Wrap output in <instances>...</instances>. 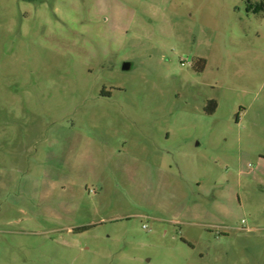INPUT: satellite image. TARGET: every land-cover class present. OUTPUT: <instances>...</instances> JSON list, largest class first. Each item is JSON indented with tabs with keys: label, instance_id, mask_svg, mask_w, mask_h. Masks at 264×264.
I'll list each match as a JSON object with an SVG mask.
<instances>
[{
	"label": "rangeland",
	"instance_id": "374dc122",
	"mask_svg": "<svg viewBox=\"0 0 264 264\" xmlns=\"http://www.w3.org/2000/svg\"><path fill=\"white\" fill-rule=\"evenodd\" d=\"M262 7L0 0V264H264Z\"/></svg>",
	"mask_w": 264,
	"mask_h": 264
},
{
	"label": "trees",
	"instance_id": "16d2710c",
	"mask_svg": "<svg viewBox=\"0 0 264 264\" xmlns=\"http://www.w3.org/2000/svg\"><path fill=\"white\" fill-rule=\"evenodd\" d=\"M262 8L264 9V7H262ZM215 110H216V104L215 103H211V108L209 109V112L210 113H214Z\"/></svg>",
	"mask_w": 264,
	"mask_h": 264
},
{
	"label": "water",
	"instance_id": "95a60500",
	"mask_svg": "<svg viewBox=\"0 0 264 264\" xmlns=\"http://www.w3.org/2000/svg\"><path fill=\"white\" fill-rule=\"evenodd\" d=\"M129 68H130V64L125 63V64L123 65V69H124V70H128Z\"/></svg>",
	"mask_w": 264,
	"mask_h": 264
}]
</instances>
